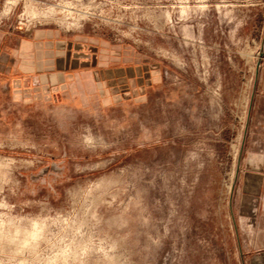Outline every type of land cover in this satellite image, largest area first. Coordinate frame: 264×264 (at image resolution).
<instances>
[{
  "label": "rangeland",
  "instance_id": "374dc122",
  "mask_svg": "<svg viewBox=\"0 0 264 264\" xmlns=\"http://www.w3.org/2000/svg\"><path fill=\"white\" fill-rule=\"evenodd\" d=\"M263 32L264 0H0V264H241Z\"/></svg>",
  "mask_w": 264,
  "mask_h": 264
},
{
  "label": "crops",
  "instance_id": "0c3cea01",
  "mask_svg": "<svg viewBox=\"0 0 264 264\" xmlns=\"http://www.w3.org/2000/svg\"><path fill=\"white\" fill-rule=\"evenodd\" d=\"M262 36V63L251 89L236 179L238 222L245 237V246L239 244L241 264H264V32Z\"/></svg>",
  "mask_w": 264,
  "mask_h": 264
},
{
  "label": "water",
  "instance_id": "95a60500",
  "mask_svg": "<svg viewBox=\"0 0 264 264\" xmlns=\"http://www.w3.org/2000/svg\"><path fill=\"white\" fill-rule=\"evenodd\" d=\"M262 56H263V54H262V52H260V58H262ZM258 65H259V63H258ZM258 65H257V68H258Z\"/></svg>",
  "mask_w": 264,
  "mask_h": 264
},
{
  "label": "built area",
  "instance_id": "2783aa9c",
  "mask_svg": "<svg viewBox=\"0 0 264 264\" xmlns=\"http://www.w3.org/2000/svg\"><path fill=\"white\" fill-rule=\"evenodd\" d=\"M261 59H262V58H261ZM258 63H259V65H258V64H257V65H258V67H260V66H261V62L259 61Z\"/></svg>",
  "mask_w": 264,
  "mask_h": 264
}]
</instances>
